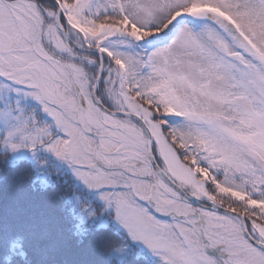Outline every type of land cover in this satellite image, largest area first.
Instances as JSON below:
<instances>
[{"label":"snow or ice","instance_id":"snow-or-ice-1","mask_svg":"<svg viewBox=\"0 0 264 264\" xmlns=\"http://www.w3.org/2000/svg\"><path fill=\"white\" fill-rule=\"evenodd\" d=\"M0 264H264V0H0Z\"/></svg>","mask_w":264,"mask_h":264}]
</instances>
